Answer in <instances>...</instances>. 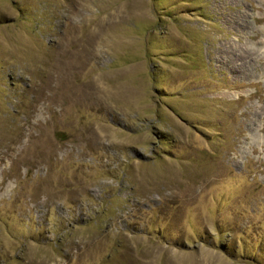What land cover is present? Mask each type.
Here are the masks:
<instances>
[{"label": "rangeland", "instance_id": "1", "mask_svg": "<svg viewBox=\"0 0 264 264\" xmlns=\"http://www.w3.org/2000/svg\"><path fill=\"white\" fill-rule=\"evenodd\" d=\"M0 264H264V0H0Z\"/></svg>", "mask_w": 264, "mask_h": 264}]
</instances>
